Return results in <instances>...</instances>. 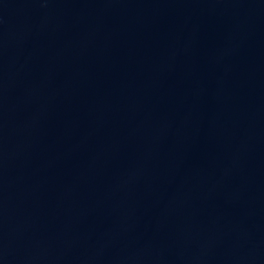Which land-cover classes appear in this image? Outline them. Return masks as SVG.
Instances as JSON below:
<instances>
[{
  "label": "water",
  "instance_id": "1",
  "mask_svg": "<svg viewBox=\"0 0 264 264\" xmlns=\"http://www.w3.org/2000/svg\"><path fill=\"white\" fill-rule=\"evenodd\" d=\"M0 264H264V0H0Z\"/></svg>",
  "mask_w": 264,
  "mask_h": 264
}]
</instances>
